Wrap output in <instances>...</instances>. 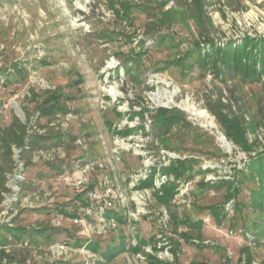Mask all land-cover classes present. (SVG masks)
Segmentation results:
<instances>
[{
	"label": "rangeland",
	"instance_id": "obj_1",
	"mask_svg": "<svg viewBox=\"0 0 264 264\" xmlns=\"http://www.w3.org/2000/svg\"><path fill=\"white\" fill-rule=\"evenodd\" d=\"M121 1L0 0V128L14 115L23 121L29 115L32 135L51 136L40 141L39 158L32 161L33 152L23 158L27 179L15 212L0 203V246L7 239L4 247L18 264H147L146 255L132 249L111 261L102 256L121 238L128 246L149 240L146 252L179 264H246L242 249L249 246L251 264H264V203L255 204L252 194L260 181L248 168L240 171L251 156L264 154V74L244 81L234 72L202 66L196 50L198 42L210 52L212 41L224 46L240 45L246 37L263 39L264 0H204L203 18L190 9L191 0H129V16ZM51 92L61 94L67 111L39 118V106ZM186 103L205 110L214 125L190 113ZM209 104L244 115L247 122L257 119L256 131L246 135L251 151L227 138ZM160 107L180 120L163 143L151 132ZM127 127L135 131L118 133ZM79 158L91 161L84 169L91 181L123 192L124 200L115 205L126 208V221L116 228L97 218L75 225L66 215H74L78 205L72 183L74 168L85 163ZM178 158L190 160L187 168L205 169L191 187H181L186 176L178 180L175 196L180 217L203 220L201 238L197 228L176 226L168 208L157 202L158 187L136 186L148 174L146 167L152 171ZM160 168L155 180L164 174ZM202 179L213 186L200 187ZM229 181L239 189L231 199ZM144 189L146 198L134 200L136 190ZM209 205L224 212L220 224ZM1 223L17 228L20 237L15 240ZM185 231L194 242L180 236ZM174 241L180 243L175 257L163 253L161 258L159 251L170 250ZM88 242L98 243L99 250L82 246Z\"/></svg>",
	"mask_w": 264,
	"mask_h": 264
},
{
	"label": "trees",
	"instance_id": "obj_2",
	"mask_svg": "<svg viewBox=\"0 0 264 264\" xmlns=\"http://www.w3.org/2000/svg\"><path fill=\"white\" fill-rule=\"evenodd\" d=\"M121 7L123 9V13L125 15H130L132 4L129 0H122ZM190 9L194 11L198 15V17H205L204 12V0H191L189 3ZM193 6V8H192ZM210 40V39H209ZM197 49L201 54V57L198 58V61L202 66H207V64H211L215 69H218L219 72H234L235 74H239L244 81H253L255 79H259L264 74V38L260 41L255 38L246 37L244 38L242 44L234 45L232 41L227 42L224 46L218 45L211 42V51L203 50L204 49L200 42L196 43ZM248 47L250 50H248ZM193 49L189 50L188 54L191 56L193 54ZM187 61V57L183 58L182 62ZM258 63H260V69L257 67ZM190 62H186V65L189 66ZM217 67V68H216ZM7 76V74H6ZM36 99V97H35ZM70 99V98H69ZM209 108L212 110L213 114L216 116L217 121L222 125L223 131L227 138L235 145L241 146L247 152L251 151V145L248 144L247 140V131L255 132L259 126V122L257 119L252 118L251 121L247 122L244 115L235 116L230 113L223 112L222 110L217 109V107L209 104ZM67 111V106L65 102L61 99V94L51 92L50 95L47 96L39 106V118L44 116H53L60 112ZM169 109L167 108H158L157 114L152 116L153 123L151 125V132L154 134V138L157 140H161L162 143L165 140V135H168L170 129L174 125H178L180 120H177L176 115H168ZM144 110L140 112L143 116ZM121 114V112H120ZM30 123L31 118L27 115L26 121H23L18 115H14L13 119L8 125H5L0 128V160H5L6 163L0 162V203L4 200V193L8 192L10 188L7 186V173L12 170V166L9 168L7 165L9 162H14L13 159V147L21 148L26 142H29L31 145V150L39 147L40 141H46L51 138V136H44L39 134L38 132L30 133ZM248 126H247V125ZM180 126V125H178ZM141 128L146 129L145 125H142ZM118 131V130H117ZM135 131L133 128H125L123 130L118 131L123 135L131 134ZM61 135V134H59ZM59 138V136H56ZM30 150V151H31ZM29 153V151H23L22 157ZM257 155V156H256ZM256 156V157H255ZM255 156H251V159L248 163L245 164L243 169L240 171H244L245 168H248L251 171L252 177H256L258 175L259 189L253 190L254 193V203L263 205L264 203V154H255ZM190 160L186 159H171L168 164H163L161 166V171L164 174L170 176L174 175L175 179H168L160 188L156 191V199L160 205H164L168 208L170 212L171 220L179 225H186L190 228H197V238L202 237V225L203 220H191L188 217H180L178 215V211L176 209V205L174 202L175 196L179 193L180 182L178 180L183 179L186 176L185 180H191L197 174L205 172V169L202 167L192 168L193 166L186 167L187 162ZM191 167V168H190ZM158 166H154L151 173L146 179L141 180L136 186L137 188H147L154 184L155 175L157 173ZM210 170V169H208ZM228 194L227 199L235 198L239 192V189L235 186L233 182H228ZM200 187L213 186L211 182H207L205 179L200 180ZM258 198L261 200L258 201ZM215 217L217 223H221L225 217H223V211L218 205H209L207 206ZM65 210V208H63ZM62 208L60 210H63ZM115 205L112 208L106 210V217L113 218L117 222V226L119 223H124L126 221L127 213H125V208H119ZM109 211V214L107 212ZM123 211V213H122ZM67 213V210H66ZM8 228V231L13 230V235H15V240L20 236L15 233L17 228H13L10 224L1 223ZM41 233L42 231H38ZM184 240L188 242H193L194 237L188 234L187 231L179 233ZM259 234H263V231H260ZM88 238V237H87ZM169 238V237H168ZM194 238V239H193ZM196 238V239H197ZM155 239V238H154ZM170 239H172L170 237ZM168 241V240H167ZM87 242V241H86ZM151 242V241H150ZM149 240L140 239L135 245L128 246L125 239L121 238L118 244L108 245L107 248L101 253L102 256L111 261L119 254L129 251L132 249L134 253H144L148 259V264H172L169 261H163L158 258L156 255L148 253L145 251L146 244L150 243ZM9 241L4 239L0 246V264H18L15 263L12 256L6 251L4 245L8 244ZM76 243V241H75ZM83 244V243H82ZM80 244V245H82ZM174 244V245H173ZM87 247H89L93 251H98L99 246L96 242H88L86 243ZM180 243L178 241H174L169 247L170 251L174 254L178 249ZM165 245L162 246V249ZM154 249L159 250L157 244H154ZM174 251V252H173ZM242 251L247 254L246 264H251L253 261L252 253L250 252L249 246H245ZM6 259V262L3 260ZM173 264H179L175 262Z\"/></svg>",
	"mask_w": 264,
	"mask_h": 264
},
{
	"label": "built area",
	"instance_id": "obj_3",
	"mask_svg": "<svg viewBox=\"0 0 264 264\" xmlns=\"http://www.w3.org/2000/svg\"><path fill=\"white\" fill-rule=\"evenodd\" d=\"M33 125H35V123ZM37 129L39 132H42V130H40L39 128ZM24 150L33 152V159L31 158L32 161L35 160V158H39L40 157L39 154H44L43 152L44 150L41 147H37L31 150V145L29 144V142H26V144L21 148L15 146L13 147V159H14V163L15 161L16 163L14 168H12V170L7 173V186L10 188V190L4 193V200L1 203L2 207L6 209L7 212H9L10 210H14V205L17 204L22 199L21 196L23 191V185L27 179L25 176L26 161L22 157V153ZM79 159L81 161H84L85 163L81 165L77 164L76 167L74 168L78 172H76V176L74 177L73 180L74 182L72 183L74 190L76 192L75 193L77 196L76 202L78 205L75 209L74 215L73 214H66V215H71L70 219L74 221L75 225L87 226L88 220L90 221L93 218H97L101 222H107L106 224H109L111 227L116 228L117 227L116 220L113 218H107L105 212L107 209L115 206V202L117 199L120 198L122 201L124 200L123 192H121L120 187L117 185H113V184H107L106 186L98 185L94 181H91V179H89V177L86 175V170L90 168L89 166L91 165L90 164L91 161L87 162L88 160L86 161L85 158H79ZM146 170L149 171L148 174L147 173L143 174L142 177L139 178L140 180L146 179L149 176L151 169L146 167L145 171ZM160 176L161 177L159 179L156 178L154 182L155 186L158 188L160 187V185H162V183H164L168 179H172L171 176H168L166 174ZM140 180L138 181V183L140 182ZM192 183H193L192 180H188L185 183H182L181 187L185 185L191 187ZM181 190H187V188H183ZM148 193L149 191L147 189L136 190V196L134 200L140 202L146 198V195ZM82 246L88 248L87 245L83 244ZM55 247L56 246H53V248ZM159 253L161 258H163L162 257L163 253L168 255L167 257L169 258L172 256L170 250H160Z\"/></svg>",
	"mask_w": 264,
	"mask_h": 264
},
{
	"label": "bare ground",
	"instance_id": "obj_4",
	"mask_svg": "<svg viewBox=\"0 0 264 264\" xmlns=\"http://www.w3.org/2000/svg\"><path fill=\"white\" fill-rule=\"evenodd\" d=\"M156 100L158 102H161V95H157L156 94ZM185 108L190 112L192 113L194 116L200 118V119H205L206 121V125H210V126H213L214 125V122L211 121V120H208L209 119V114L205 111V110H198L197 108H195L194 105L192 104H188L186 103V106ZM208 120V121H207Z\"/></svg>",
	"mask_w": 264,
	"mask_h": 264
},
{
	"label": "crops",
	"instance_id": "obj_5",
	"mask_svg": "<svg viewBox=\"0 0 264 264\" xmlns=\"http://www.w3.org/2000/svg\"><path fill=\"white\" fill-rule=\"evenodd\" d=\"M13 69H14V71H18L19 70V68L17 67V66H14L13 65ZM10 72L12 73V71L10 70ZM10 74V73H9ZM160 168V167H159ZM171 177H172V179L171 180H173V179H175V177H174V175H170ZM192 180V179H191ZM160 188V187H159ZM174 202H175V199H174ZM164 206V205H163ZM125 208V207H124ZM125 210H126V208H125ZM125 213H127V210L125 211ZM169 217H170V215H169ZM167 237V236H166ZM169 241V240H168ZM194 242V241H193ZM198 243H200L199 241H198ZM124 253V252H123ZM122 254V253H121ZM171 254H172V258H174L175 257V255L171 252ZM120 255V254H119ZM170 262V261H169ZM174 263V262H173ZM172 263V264H173ZM147 264H148V262H147Z\"/></svg>",
	"mask_w": 264,
	"mask_h": 264
}]
</instances>
